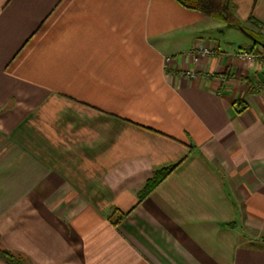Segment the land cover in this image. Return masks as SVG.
I'll return each instance as SVG.
<instances>
[{
	"label": "crops",
	"instance_id": "1",
	"mask_svg": "<svg viewBox=\"0 0 264 264\" xmlns=\"http://www.w3.org/2000/svg\"><path fill=\"white\" fill-rule=\"evenodd\" d=\"M233 14L261 36L264 0ZM226 29L179 0H0V245L28 264H264V60Z\"/></svg>",
	"mask_w": 264,
	"mask_h": 264
},
{
	"label": "trees",
	"instance_id": "2",
	"mask_svg": "<svg viewBox=\"0 0 264 264\" xmlns=\"http://www.w3.org/2000/svg\"><path fill=\"white\" fill-rule=\"evenodd\" d=\"M179 2H181L186 7L199 11L203 15L217 21L228 24H236L239 26L241 25L239 20L233 14V0H179ZM256 39L264 42L261 36L256 37ZM176 166L157 173L155 178L147 183L145 189L139 197L140 200L150 194L153 189H155ZM123 217L124 214H121L119 219H122ZM0 260L6 264H28V259L23 254L13 252L1 245Z\"/></svg>",
	"mask_w": 264,
	"mask_h": 264
},
{
	"label": "rangeland",
	"instance_id": "3",
	"mask_svg": "<svg viewBox=\"0 0 264 264\" xmlns=\"http://www.w3.org/2000/svg\"><path fill=\"white\" fill-rule=\"evenodd\" d=\"M214 39L220 41L224 47H228L229 50H238L239 47H245V43H249L248 37L237 29H226V31L218 30L216 32H212ZM212 37V36H211ZM261 37L264 40V31L261 34ZM259 51L256 54L264 53L263 49H258ZM253 54V53H251ZM253 54V55H256ZM264 60V59H259Z\"/></svg>",
	"mask_w": 264,
	"mask_h": 264
},
{
	"label": "built area",
	"instance_id": "4",
	"mask_svg": "<svg viewBox=\"0 0 264 264\" xmlns=\"http://www.w3.org/2000/svg\"><path fill=\"white\" fill-rule=\"evenodd\" d=\"M263 52H264V49H263ZM192 53L195 54V55H199V56H208V55H212L213 51L211 49H209L208 47L199 46ZM239 56H240V58H242V59H244L246 61H253L255 59H264V53H260V54H257V55H251L248 52L241 51V52H239ZM184 76L186 78H195L196 74L194 72L187 71L184 74Z\"/></svg>",
	"mask_w": 264,
	"mask_h": 264
},
{
	"label": "water",
	"instance_id": "5",
	"mask_svg": "<svg viewBox=\"0 0 264 264\" xmlns=\"http://www.w3.org/2000/svg\"><path fill=\"white\" fill-rule=\"evenodd\" d=\"M240 27V29L242 30V32H244L248 37H250L252 40H254L261 48H263L264 49V42H262V41H260V40H257V39H255L253 36H251L249 33H247V31L243 28V27H241V26H239Z\"/></svg>",
	"mask_w": 264,
	"mask_h": 264
}]
</instances>
